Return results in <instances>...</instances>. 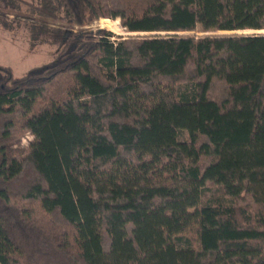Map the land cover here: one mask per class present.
<instances>
[{"label":"trees","instance_id":"1","mask_svg":"<svg viewBox=\"0 0 264 264\" xmlns=\"http://www.w3.org/2000/svg\"><path fill=\"white\" fill-rule=\"evenodd\" d=\"M35 10L69 28L0 65V264H264V0Z\"/></svg>","mask_w":264,"mask_h":264},{"label":"rangeland","instance_id":"2","mask_svg":"<svg viewBox=\"0 0 264 264\" xmlns=\"http://www.w3.org/2000/svg\"><path fill=\"white\" fill-rule=\"evenodd\" d=\"M40 3L41 0H0V65L9 67L15 77H22L30 68L52 59L55 47L35 39V32L41 26L69 28L67 24L47 21L37 14L35 8ZM97 28H105L121 38L147 35L128 33L119 20L100 19L90 27L93 30ZM192 33L200 36L225 32H203L197 28ZM29 139L24 132L19 137V143L26 144Z\"/></svg>","mask_w":264,"mask_h":264}]
</instances>
